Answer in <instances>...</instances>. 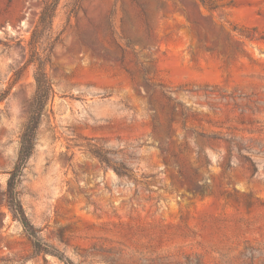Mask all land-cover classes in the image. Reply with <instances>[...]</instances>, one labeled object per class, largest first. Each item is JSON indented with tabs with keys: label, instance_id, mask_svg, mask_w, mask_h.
Instances as JSON below:
<instances>
[{
	"label": "rangeland",
	"instance_id": "374dc122",
	"mask_svg": "<svg viewBox=\"0 0 264 264\" xmlns=\"http://www.w3.org/2000/svg\"><path fill=\"white\" fill-rule=\"evenodd\" d=\"M45 1L0 0V264H264V0H61L18 187L39 252L5 191Z\"/></svg>",
	"mask_w": 264,
	"mask_h": 264
},
{
	"label": "trees",
	"instance_id": "16d2710c",
	"mask_svg": "<svg viewBox=\"0 0 264 264\" xmlns=\"http://www.w3.org/2000/svg\"><path fill=\"white\" fill-rule=\"evenodd\" d=\"M61 0H46L43 4L38 21L32 32L29 42L30 58L26 66L34 67V80L36 85L35 93L28 105V115L26 123L23 127L20 137V148L18 158L13 170L10 172V177L5 191V203L10 210L14 220L24 229L27 236L32 240L34 249L39 252H48L45 244L39 237V232L34 225L29 221L23 205L20 201L18 187L23 178L26 166L31 159L38 138L39 129L48 109L51 108L54 100L55 92L51 79L46 71L47 65L51 63V54L56 46L58 39L51 37L54 27V19L56 17ZM43 38L50 39L49 51L46 58L41 56L40 48ZM127 46L131 48V42L127 40ZM92 153L102 160V155L97 151ZM120 177L133 179L131 171L125 167L116 169Z\"/></svg>",
	"mask_w": 264,
	"mask_h": 264
}]
</instances>
